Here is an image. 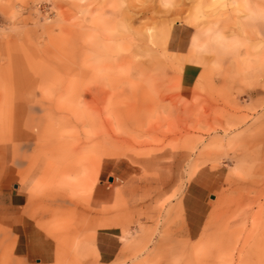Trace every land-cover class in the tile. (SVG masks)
Segmentation results:
<instances>
[{
  "label": "rangeland",
  "instance_id": "obj_1",
  "mask_svg": "<svg viewBox=\"0 0 264 264\" xmlns=\"http://www.w3.org/2000/svg\"><path fill=\"white\" fill-rule=\"evenodd\" d=\"M245 2L264 9L0 0V264H264V24ZM210 26L244 46L195 53Z\"/></svg>",
  "mask_w": 264,
  "mask_h": 264
},
{
  "label": "clouds",
  "instance_id": "obj_2",
  "mask_svg": "<svg viewBox=\"0 0 264 264\" xmlns=\"http://www.w3.org/2000/svg\"><path fill=\"white\" fill-rule=\"evenodd\" d=\"M173 3L174 0H161L164 8L172 7ZM241 7L248 12V15L245 17L248 23L252 25L264 24V9H255L247 2L241 5ZM255 30L253 28V31ZM191 46L195 53L221 59L244 45L238 38H228L221 31L216 30L214 26H210L193 34ZM213 64L216 66L215 60ZM236 172L239 175V170H236Z\"/></svg>",
  "mask_w": 264,
  "mask_h": 264
},
{
  "label": "crops",
  "instance_id": "obj_3",
  "mask_svg": "<svg viewBox=\"0 0 264 264\" xmlns=\"http://www.w3.org/2000/svg\"><path fill=\"white\" fill-rule=\"evenodd\" d=\"M189 37L190 34L186 36V33H183L182 31L172 32L168 38L166 47L173 51H184L188 45ZM99 254L100 256H113L114 251L108 250L106 245L100 244Z\"/></svg>",
  "mask_w": 264,
  "mask_h": 264
}]
</instances>
